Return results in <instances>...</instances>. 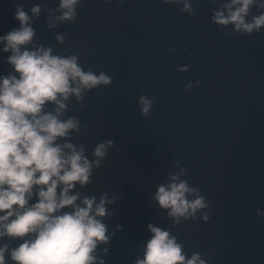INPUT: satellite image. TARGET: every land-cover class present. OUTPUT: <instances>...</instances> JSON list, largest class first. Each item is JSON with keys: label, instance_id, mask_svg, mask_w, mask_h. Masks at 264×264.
Here are the masks:
<instances>
[{"label": "clouds", "instance_id": "1", "mask_svg": "<svg viewBox=\"0 0 264 264\" xmlns=\"http://www.w3.org/2000/svg\"><path fill=\"white\" fill-rule=\"evenodd\" d=\"M253 3L254 0H231L225 5L229 15L225 17L217 11L213 19L220 25L232 23L237 31L242 29L245 33L259 30L264 26V14L253 17L251 23L245 22ZM76 4L77 0H61L60 8L67 11L60 19H73ZM235 5L240 6L232 10ZM184 10L190 11L189 5L185 4ZM39 12V6L32 8L34 15ZM15 19L20 22L19 29L0 37V42H5L3 51L13 53L8 63L19 73V78L9 75L0 80V239L35 235L10 251L13 264H94L92 253L97 242L107 240L105 225L90 215L94 199L85 198V207L77 206L71 213L54 215L75 204L78 196L69 195V190L77 182L86 184L91 175V165L82 155L83 149L77 151L73 144L66 143L63 148L71 150L66 155L55 144L58 137L78 128V122L74 119L61 122L57 116L39 114L45 103L57 101L58 95L67 100L74 93L79 98L81 89L101 83L108 85L111 78L104 73L97 76L84 72L75 56H53L51 49L21 52V46L32 40L34 30L28 26L29 17L21 6L16 9ZM57 39L62 41L63 37ZM77 81L78 86L72 87ZM139 103L142 115H147L152 102L141 96ZM64 108L59 103V109ZM105 144L111 146L112 141L99 144L95 156L104 157ZM94 163L100 166V160ZM177 179L172 177L173 181ZM60 184L64 187L58 198ZM34 186H40L38 202L29 205ZM194 191L184 181L173 182L167 187L160 186L155 199L161 207L171 209L169 216L187 218L190 212L194 214L197 209L207 207L203 196L193 201L186 199V194ZM104 203L102 198L95 216L106 214ZM148 227L153 237L147 242L143 260H137L136 264H205L198 254L186 260L182 246L168 231L151 224ZM8 252V244L0 245V264H7Z\"/></svg>", "mask_w": 264, "mask_h": 264}]
</instances>
